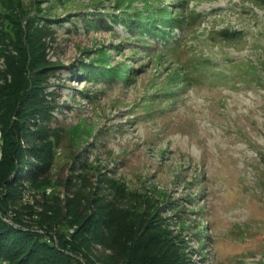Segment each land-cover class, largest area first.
Returning <instances> with one entry per match:
<instances>
[{"label": "rangeland", "instance_id": "rangeland-1", "mask_svg": "<svg viewBox=\"0 0 264 264\" xmlns=\"http://www.w3.org/2000/svg\"><path fill=\"white\" fill-rule=\"evenodd\" d=\"M124 1L0 0V16L14 2L17 23L27 10L38 26L51 21L29 41L25 75L40 59L53 64L42 83L53 113L46 122L23 106L0 217L20 228L16 214L54 220L105 202L157 224L181 264H264V0ZM128 8L177 17L173 41L159 43L161 61L140 47L138 31L113 20ZM178 74L184 83L163 94ZM2 75L6 86L20 79ZM44 126L53 136L41 137ZM52 139L45 165L36 154ZM2 145L0 129V160ZM92 251L111 253L96 242Z\"/></svg>", "mask_w": 264, "mask_h": 264}, {"label": "trees", "instance_id": "trees-1", "mask_svg": "<svg viewBox=\"0 0 264 264\" xmlns=\"http://www.w3.org/2000/svg\"><path fill=\"white\" fill-rule=\"evenodd\" d=\"M2 5L10 8V11L7 10L4 16H0V57L3 56L7 64V69H0V73L10 71L12 75L15 73L20 76L15 84H8V86L5 84L6 77L0 76V129L3 131V155L0 160V210L6 213L7 204L5 198L1 197V193L14 167L16 152L12 147V139L18 128L25 123L21 118L24 105H27L29 115L34 118L42 115L46 122L53 113L52 106L46 100L49 92L45 90V86H42L47 73L50 72L47 70H51L53 64L40 59L36 66L30 67L33 71L32 77L28 78L25 75L24 71L28 73V67L21 64L32 55L33 44L29 41L35 35L40 38L43 31L49 28L48 23L51 21L45 19V22L38 26L36 18L28 14L31 10H27L25 17L20 16V23H17V20L12 17H17L19 14L17 11L19 4L5 2ZM37 16L46 17L45 13L39 10ZM136 16L135 24L140 26V20L143 18L141 14ZM6 19L13 20L11 22L15 25L14 31L8 28ZM24 19L27 27L23 25ZM18 26L21 33L16 32ZM110 72L124 76L125 79L128 78L126 72L114 68H110ZM36 86L38 91L31 92V88ZM44 127L41 137L46 139L48 135L53 136V131L48 129L49 127ZM46 145L48 146L42 149L44 152L36 154V159L48 165L53 157L54 139ZM31 178L35 180V174ZM89 207L93 210L89 215L84 211L78 212L69 208L67 218L62 217L60 213L56 214L54 220H49L45 216V219L30 220L29 218V221L16 214L15 220L21 226L20 228L4 222L0 217V264H99L97 261H100V264H181L182 260L178 252L164 234H160L161 228L157 224L150 223L140 213L133 210H117L110 203L105 202H98L97 206L89 205ZM40 215L44 216L42 212ZM69 217L73 219L69 220ZM58 225L63 228L61 233L57 232ZM70 226L73 227V232L67 234ZM37 227L44 230L45 234L35 230ZM51 230L58 233L57 242L52 240L54 232L51 233ZM14 238H21L22 241L17 244ZM94 242L109 248L111 253H93ZM13 258L18 261L13 263Z\"/></svg>", "mask_w": 264, "mask_h": 264}, {"label": "clouds", "instance_id": "clouds-1", "mask_svg": "<svg viewBox=\"0 0 264 264\" xmlns=\"http://www.w3.org/2000/svg\"><path fill=\"white\" fill-rule=\"evenodd\" d=\"M158 50V49H157ZM146 52V51H145ZM198 53V52H197ZM149 54H151V53H149ZM164 56V54L162 53V54H156L155 56H154V59H156V58H158V61L160 60L161 61V59H162V57ZM166 70H168L167 68H165Z\"/></svg>", "mask_w": 264, "mask_h": 264}]
</instances>
